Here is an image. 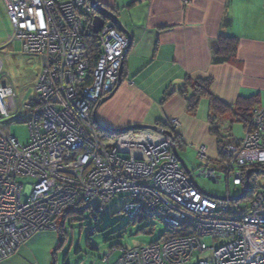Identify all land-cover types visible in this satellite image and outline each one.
I'll return each mask as SVG.
<instances>
[{"label": "built area", "instance_id": "2783aa9c", "mask_svg": "<svg viewBox=\"0 0 264 264\" xmlns=\"http://www.w3.org/2000/svg\"><path fill=\"white\" fill-rule=\"evenodd\" d=\"M3 2L13 30L9 44L19 42L23 54L40 57L42 67L34 96L21 110L29 143L21 145L0 127V262L38 232L56 231L65 212L91 210L96 220L122 194L126 203L118 215L135 222L160 219L183 235L122 250L115 264H264V188L258 185L264 105L253 110L241 138L219 149V168L209 167L206 146L197 147L198 177L246 191L238 201L231 197L242 191L211 197L174 156L178 120L116 135L93 124L91 113L117 85L130 45L112 17L102 16L100 32H91L99 54L89 72L88 31L99 16L89 0ZM15 88L0 64V121L20 118ZM23 178L35 180L24 192L18 183Z\"/></svg>", "mask_w": 264, "mask_h": 264}, {"label": "crops", "instance_id": "0c3cea01", "mask_svg": "<svg viewBox=\"0 0 264 264\" xmlns=\"http://www.w3.org/2000/svg\"><path fill=\"white\" fill-rule=\"evenodd\" d=\"M96 1L114 11L123 31L117 27L131 39L121 85L94 111L99 124L123 129L178 120L176 134L182 148L206 146L209 167L219 168L217 138L211 135L208 122V101H202L192 116L179 90L186 79H210L211 95L226 106L252 96L258 97L257 107L264 105V41L244 39L230 31L229 0ZM220 35L238 40L237 55L229 63L214 65L212 47ZM215 120L219 134L227 132L226 142L242 137L243 128L232 124L229 116ZM37 234L3 264H51L50 257H38V247L44 245L45 238Z\"/></svg>", "mask_w": 264, "mask_h": 264}, {"label": "rangeland", "instance_id": "374dc122", "mask_svg": "<svg viewBox=\"0 0 264 264\" xmlns=\"http://www.w3.org/2000/svg\"><path fill=\"white\" fill-rule=\"evenodd\" d=\"M183 1L189 3L188 0ZM109 12L116 17L114 11L109 10ZM12 34L13 30L5 12L4 2L0 0V64L2 72L16 85L17 104L20 108V112L16 116L20 118L17 121L5 118L0 121V127L7 130L21 145L25 146L30 141V135L28 127L24 123L26 116L21 110L24 104L34 96L33 87L41 73L42 62L40 57L23 54L19 42L15 41L9 44L8 40ZM88 41L90 46L92 39L88 37ZM126 54L127 51L122 59V74L114 90L118 83L122 82ZM226 136L227 132L221 131V137L225 138ZM225 143L224 140L223 144L217 148L220 149ZM177 151L187 169L193 172L196 185L206 194L225 197L227 194L236 196L242 191V188L234 187L231 182L227 185L225 180L216 184L203 177H198V167L201 162L196 147L187 145ZM34 181V179H18V183L23 185V192L27 187L33 185ZM258 185L264 188V174L258 176ZM124 196L122 194L114 196L105 205L104 211L99 214L96 220L91 216V210L78 211L65 216L64 219L58 218L56 231L38 232V236L45 238L44 245L38 247V257H50L51 264H115L121 256L122 250L160 243V240L169 231V228L160 219L148 218L129 223L127 217L117 214L126 203ZM97 206L98 201L92 204V209L95 210ZM203 242L212 246V241L208 238H204Z\"/></svg>", "mask_w": 264, "mask_h": 264}, {"label": "trees", "instance_id": "16d2710c", "mask_svg": "<svg viewBox=\"0 0 264 264\" xmlns=\"http://www.w3.org/2000/svg\"><path fill=\"white\" fill-rule=\"evenodd\" d=\"M99 15L97 11H94V17ZM106 17V16H103ZM226 25L230 24V21L227 20L225 22ZM89 38L94 40L96 38L91 34V27H89ZM89 42V41H88ZM91 45L89 48V55L91 60V66L90 71H92L93 68H95L96 60L98 57V50L93 47L94 42L90 43ZM237 48H238V40L234 37L220 35L215 42V44L212 47V61L214 65H220V64H226L231 61H233L237 55ZM210 86H211V80H200V81H192L190 79H186L185 84L183 87L179 90L181 94L185 95V100L187 102V112L192 115L196 116L200 103L204 100L208 101L209 103V125L211 127L210 133L211 135L215 136L218 139L217 145L220 147V145L223 144V141L227 139V137L222 138L221 135L218 132V128L215 126V118H222L224 116H229L233 121L232 124H238L240 125L243 130L247 127L249 124L251 113L254 109L257 108V105L259 103L257 96H252L249 98H239L233 106H226L220 101H218L215 97H213L210 93ZM91 118L93 119L94 123V112L91 113ZM18 119H14L12 121H17ZM156 124V125H160ZM99 131V130H98ZM100 132V131H99ZM174 141H175V147L178 150L179 148H182L180 138L179 136L174 132ZM232 142V141H231ZM224 159L223 155L219 152L218 155V162L217 165L222 162ZM83 211L81 209H71L67 212H65L61 218H65L67 215H71L75 212ZM137 222V221H136ZM129 223H135V221L129 220ZM182 231L181 230H170L166 232V235L163 237V239H171L174 237H181Z\"/></svg>", "mask_w": 264, "mask_h": 264}, {"label": "clouds", "instance_id": "9594fccd", "mask_svg": "<svg viewBox=\"0 0 264 264\" xmlns=\"http://www.w3.org/2000/svg\"><path fill=\"white\" fill-rule=\"evenodd\" d=\"M230 31L241 38L264 41V0H229Z\"/></svg>", "mask_w": 264, "mask_h": 264}, {"label": "water", "instance_id": "95a60500", "mask_svg": "<svg viewBox=\"0 0 264 264\" xmlns=\"http://www.w3.org/2000/svg\"><path fill=\"white\" fill-rule=\"evenodd\" d=\"M89 1L91 4V7L99 13V16L95 17L93 20V23H92V34L93 35H97L104 25V21L102 19V16L112 17L114 19L116 25H118L120 30L123 31V29L120 27L116 17H114L106 7H104L103 5L98 3L96 0H89ZM127 37L129 39V42L131 43L130 37L128 35H127ZM121 74H122V68L120 69L119 77H121ZM120 84H121V81L118 83L117 88L119 87ZM117 88L108 97L101 100L99 104H102V103L108 101L114 95ZM94 123L102 132L110 134V135H116V134H120V133L134 131V130H157V125H153V126H151V125H134V126L126 127L123 129H110V128H106V127L101 126L95 117H94ZM173 153L177 159V162L180 164L181 168L184 169V171L187 173V175L189 176L192 183L196 185L193 177L191 176V172L187 169V167L185 166V164L181 160L175 146L173 147ZM248 174H250V172H248ZM245 195H246V191H242V193L239 196L231 197V200L238 201V200L242 199L243 197H245ZM209 196H211V195H209ZM211 197H215V196H211ZM215 198L224 199V197H215Z\"/></svg>", "mask_w": 264, "mask_h": 264}]
</instances>
